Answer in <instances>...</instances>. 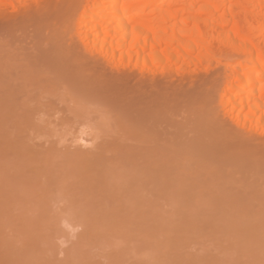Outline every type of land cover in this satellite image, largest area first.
Listing matches in <instances>:
<instances>
[{"label":"rangeland","instance_id":"374dc122","mask_svg":"<svg viewBox=\"0 0 264 264\" xmlns=\"http://www.w3.org/2000/svg\"><path fill=\"white\" fill-rule=\"evenodd\" d=\"M30 1L0 8V264H264V139L221 68L104 60L73 0Z\"/></svg>","mask_w":264,"mask_h":264},{"label":"bare ground","instance_id":"6f19581e","mask_svg":"<svg viewBox=\"0 0 264 264\" xmlns=\"http://www.w3.org/2000/svg\"><path fill=\"white\" fill-rule=\"evenodd\" d=\"M22 1L0 0V8ZM69 9V37L104 60L149 70L193 66L188 77L197 66L221 68L215 77L201 72L224 82L223 122L264 139V0H73Z\"/></svg>","mask_w":264,"mask_h":264}]
</instances>
